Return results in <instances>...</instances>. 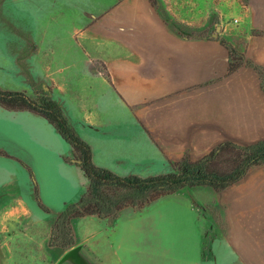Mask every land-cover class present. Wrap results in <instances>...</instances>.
I'll return each instance as SVG.
<instances>
[{"label":"rangeland","instance_id":"1","mask_svg":"<svg viewBox=\"0 0 264 264\" xmlns=\"http://www.w3.org/2000/svg\"><path fill=\"white\" fill-rule=\"evenodd\" d=\"M245 5V0H0V89L22 92L32 99L49 89L79 133L93 139V131L78 126L82 125L79 96H86V107L97 102L104 105L111 99H100L97 90L90 98L86 74L105 75L103 58L111 57V50L117 51V43L127 35L137 37L141 33L119 12H126L127 6L149 7L183 37L219 38L224 32L221 41L225 43V33L239 37L241 23L233 21L241 19ZM191 20H197V26L185 25ZM69 153V145L47 121L0 106V264H78L74 258L62 261L69 250L80 247L76 240L74 247L66 250L49 245L57 215L76 202L72 201L84 180L80 169L63 165V160L73 159V155L63 157ZM28 169L49 213L37 206ZM87 185L86 181L81 196ZM185 188L188 190L159 195L140 209L123 208L116 218L105 220L107 227L118 224L117 242L121 246L114 264H200L201 259L254 264L253 257L249 260L245 256L244 263L232 248L225 244L222 251L221 242L210 245L208 239L200 253L203 225L169 221L175 216H208L219 233L227 236L229 223L216 203V191L204 186ZM229 192L225 199L230 201L233 196ZM124 216L131 222L122 221ZM99 220L89 216L72 220L74 237L79 241L86 234L92 235ZM260 233L264 234V223ZM83 244L81 260L95 264L92 248Z\"/></svg>","mask_w":264,"mask_h":264},{"label":"crops","instance_id":"2","mask_svg":"<svg viewBox=\"0 0 264 264\" xmlns=\"http://www.w3.org/2000/svg\"><path fill=\"white\" fill-rule=\"evenodd\" d=\"M128 6L118 15L140 30V35H127L117 43V51L111 50V57L103 58L110 82L100 73L88 72L85 78L90 98L97 90L99 98L110 96V103L86 107V96H79V129L93 131L94 138L83 137L63 109L70 126L91 148L95 166L121 177L145 178L171 172V164L185 156L196 161L224 142L249 146L264 140V93L259 76L246 67L228 74L229 51L221 44L224 32L219 38L183 37L149 7ZM240 16L239 37L225 33V44L264 68V0H247ZM185 25L197 26V20ZM72 155L70 148L63 157ZM62 162L68 169L79 170ZM83 178L80 193L87 181ZM229 191L233 196L230 201L225 199ZM80 193L72 202L80 198ZM215 193L216 203L229 223L226 237L208 216H175L169 221L203 225L200 249L205 239L210 245L221 242L222 251L226 244L242 262L246 256L249 260L253 257L254 264H264V234L260 233L264 223V166L252 169L226 191ZM123 219L131 222L127 216ZM115 226L107 227L105 220H99L92 235L86 234L79 241L75 236L81 248L83 242L92 248L95 264H114L121 246L117 242L118 224ZM200 261L225 264L224 260Z\"/></svg>","mask_w":264,"mask_h":264},{"label":"trees","instance_id":"3","mask_svg":"<svg viewBox=\"0 0 264 264\" xmlns=\"http://www.w3.org/2000/svg\"><path fill=\"white\" fill-rule=\"evenodd\" d=\"M221 44L229 51L228 74L243 67L255 70L264 93V68L245 59L224 42L221 41ZM105 78L110 82L107 73ZM0 106L10 111H26L47 121L73 152V159L65 162L79 168L88 182L83 195L57 215L49 240L53 248L66 250L74 247L75 237L71 225L74 219L89 216L111 220L123 208H143L155 197L185 187L204 186L220 192L241 181L252 168L264 165V140L249 146L224 142L196 161L185 156L179 162L172 163L169 173L145 178L135 175L121 177L94 165L91 148L70 126L49 89H44L37 99L22 92L0 89ZM28 174L37 206L49 213L39 198L37 183L29 169Z\"/></svg>","mask_w":264,"mask_h":264},{"label":"water","instance_id":"4","mask_svg":"<svg viewBox=\"0 0 264 264\" xmlns=\"http://www.w3.org/2000/svg\"><path fill=\"white\" fill-rule=\"evenodd\" d=\"M80 247L69 250L62 258V261H65L69 258L77 259L78 264H84L79 256Z\"/></svg>","mask_w":264,"mask_h":264},{"label":"built area","instance_id":"5","mask_svg":"<svg viewBox=\"0 0 264 264\" xmlns=\"http://www.w3.org/2000/svg\"><path fill=\"white\" fill-rule=\"evenodd\" d=\"M235 24H237V23H239L240 22V20L239 19H234V21H233Z\"/></svg>","mask_w":264,"mask_h":264}]
</instances>
